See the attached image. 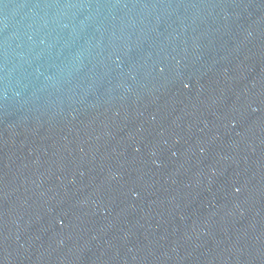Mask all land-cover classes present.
<instances>
[{
  "label": "water",
  "instance_id": "water-1",
  "mask_svg": "<svg viewBox=\"0 0 264 264\" xmlns=\"http://www.w3.org/2000/svg\"><path fill=\"white\" fill-rule=\"evenodd\" d=\"M0 264H264V0H0Z\"/></svg>",
  "mask_w": 264,
  "mask_h": 264
}]
</instances>
